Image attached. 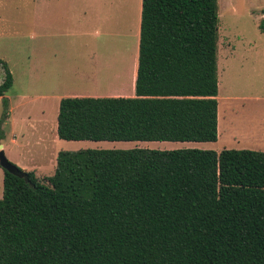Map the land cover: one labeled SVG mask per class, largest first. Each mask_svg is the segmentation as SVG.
<instances>
[{"label": "trees", "instance_id": "1", "mask_svg": "<svg viewBox=\"0 0 264 264\" xmlns=\"http://www.w3.org/2000/svg\"><path fill=\"white\" fill-rule=\"evenodd\" d=\"M218 51V0H142L135 96L62 99L58 137L216 142ZM25 173L4 171L0 264H264V152L62 151Z\"/></svg>", "mask_w": 264, "mask_h": 264}, {"label": "rangeland", "instance_id": "2", "mask_svg": "<svg viewBox=\"0 0 264 264\" xmlns=\"http://www.w3.org/2000/svg\"><path fill=\"white\" fill-rule=\"evenodd\" d=\"M140 4L141 0H0V60L14 79L5 94L13 112L2 126L5 137L1 143L12 164L45 179L54 174L53 161L56 166L62 151L195 148L217 153L264 152V0H218L216 142H92L58 137L60 101L72 98L70 88L92 85V81L79 78L81 72L89 79L103 74L94 69L98 59L103 66L107 61L117 62L113 75L125 66L128 80L122 88L127 96H135L132 86L140 39ZM67 61L74 65V73L64 80L63 68L55 74L52 71L55 62L63 66ZM109 76L111 71L105 69L104 77L108 80ZM4 79L5 70L0 65V85ZM114 86L113 91L119 85ZM3 112L0 97V120ZM3 180L0 166V199Z\"/></svg>", "mask_w": 264, "mask_h": 264}, {"label": "crops", "instance_id": "3", "mask_svg": "<svg viewBox=\"0 0 264 264\" xmlns=\"http://www.w3.org/2000/svg\"><path fill=\"white\" fill-rule=\"evenodd\" d=\"M141 12H142V0H141V4H140V17H141ZM140 25H141V18H140ZM139 37H140V34H139ZM139 42H140V39H139ZM138 57H139V49L137 51L136 64H135L134 69H133V86H132L133 90H135V82H136V78H137ZM120 63H121V61H120ZM114 64L116 65L117 62L116 63L115 62L110 63V61H107V63H104V66H103V62L100 59H98L97 63H94V69L99 68V71H102L103 74L101 73L102 75H94V76L90 77L91 79H89V76L86 73L81 72V75L79 78L83 79V81H86V80L92 81V85L83 86L81 89H76V87H74L72 89L70 88L69 93H71L73 95L71 97L72 98H76V97L104 98L107 95H109L108 97H134V96H127L124 93L123 88H122V87H124L123 85H124L125 81L128 80L125 66L121 65L120 68L116 69V70L120 71V72H118V75L117 74L113 75L112 74V68L113 67L115 68ZM116 67H117V65H116ZM58 68H59V70H58ZM60 68H63L64 74L67 76V77L66 76L64 77V80H68L67 78H70V75L72 76V73H74V65H72L71 61L65 62L63 66H61V65H59V63L55 62V66L53 67V69H55V70H53V71L51 70V71L53 74H55L54 72H56V73L61 72ZM105 69L107 71H111V76H109L108 78H110L112 80H110V79L107 80L104 77V70ZM121 69H123V72ZM93 71H95V70H93ZM76 73L79 74L78 71H76ZM112 76H114V77H112ZM113 82H115V83L111 84ZM55 84H57L56 79H55ZM114 85H119L118 89L115 91L111 90L112 87H115ZM105 88H107V90H105ZM59 97H61V96H59ZM10 112L11 113L13 112L12 107H11ZM218 131H219V128H218ZM12 142H13V144L17 143V141L15 139H13ZM1 145L5 151L6 156L9 159L11 156H8V154L6 153L5 145H3V144H1ZM57 157H58V155H57ZM56 161H57V159H56ZM52 167L54 168V171H55L56 166H55L54 161H53Z\"/></svg>", "mask_w": 264, "mask_h": 264}, {"label": "water", "instance_id": "4", "mask_svg": "<svg viewBox=\"0 0 264 264\" xmlns=\"http://www.w3.org/2000/svg\"><path fill=\"white\" fill-rule=\"evenodd\" d=\"M0 166H1V168L4 171H7L10 174L15 175V176H17L19 178L25 179L27 182L29 181V178H28L27 174L25 172H23V171H20L17 166L12 164L8 160L6 154H5L4 150H3L2 145H0Z\"/></svg>", "mask_w": 264, "mask_h": 264}]
</instances>
